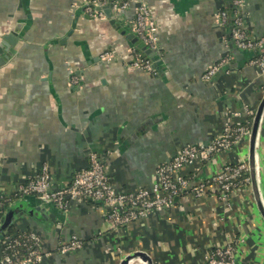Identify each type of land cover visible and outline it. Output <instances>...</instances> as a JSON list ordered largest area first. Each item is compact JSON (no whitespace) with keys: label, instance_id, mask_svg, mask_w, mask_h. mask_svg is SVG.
Wrapping results in <instances>:
<instances>
[{"label":"crops","instance_id":"obj_1","mask_svg":"<svg viewBox=\"0 0 264 264\" xmlns=\"http://www.w3.org/2000/svg\"><path fill=\"white\" fill-rule=\"evenodd\" d=\"M225 1L148 0L158 37L152 71L130 65V48L143 47L132 31L134 4L112 24L110 18L87 15L82 0H0V38L16 37L0 53L5 57L0 65V194L13 197L2 216L11 206H22L9 229L37 233L41 248L51 252L40 264H118V247L122 254L143 251L153 264H200L209 246L230 242L236 264H264V223L250 181L227 203L212 192L197 198L178 195L171 208L122 227L105 216L104 206L84 198L59 208L35 195L14 196L42 163L53 186L67 184L92 151L100 155L114 188L149 186L157 166L179 148L207 144L218 135L226 107L238 109L246 102L255 109L262 78L249 64L252 52L222 38L226 29L217 15ZM240 13L249 35L264 34V0H243ZM104 51L115 57L101 60ZM226 53L234 54L230 71L202 80L206 68ZM247 154L245 139L198 170L188 165L182 173L197 182L224 163L247 161ZM257 161L264 199V111ZM72 235L82 247L57 252Z\"/></svg>","mask_w":264,"mask_h":264},{"label":"built area","instance_id":"obj_2","mask_svg":"<svg viewBox=\"0 0 264 264\" xmlns=\"http://www.w3.org/2000/svg\"><path fill=\"white\" fill-rule=\"evenodd\" d=\"M228 6L219 11L217 19L226 29L222 38L237 50L251 51L249 64L257 70L262 78V94L264 93V34L252 37L247 32L246 22L240 13L243 0H226ZM130 4L135 5V15L132 24L133 34L143 45L142 48H130L132 61L130 65L145 70L155 71L153 56L157 48V27L152 17L148 0H82V8L89 16L108 18L103 9L110 6V18L115 19L119 12ZM144 49L153 53L146 54ZM115 57L111 51L99 55L103 61ZM234 54L226 53L202 73L204 81L212 80L218 72L230 71ZM72 78V83H76ZM254 109L243 103L238 109L226 107L223 110L224 122L221 131L209 143L186 144L179 148L167 161L157 166L154 180L149 186L134 190H118L112 185L100 155L97 152L88 154L87 165L74 172L70 181L63 186H53L52 176L46 163H42L37 172L29 179L20 183L15 195H35L45 203L64 208L69 200L84 198L94 205L105 207V216L115 227L145 218L150 212L162 208H171L175 196L191 195L199 197L205 193L216 194L220 203H227L231 194L249 183L248 163L239 160L222 164L216 171L197 182L183 175L185 166H194L198 170L202 163L208 162L214 155L225 152L247 139L250 134V116ZM12 196L0 194V220L6 204ZM228 205V204H227ZM82 241L75 235L57 246V252L65 254L82 247ZM117 250L122 254L120 248ZM51 252L43 250L40 238L32 230L9 232L0 238V264H40ZM138 260V259H137ZM140 261V260H139ZM141 264L142 261H140ZM235 243L212 245L207 248L200 264H236Z\"/></svg>","mask_w":264,"mask_h":264},{"label":"water","instance_id":"obj_3","mask_svg":"<svg viewBox=\"0 0 264 264\" xmlns=\"http://www.w3.org/2000/svg\"><path fill=\"white\" fill-rule=\"evenodd\" d=\"M104 13L108 18H110V6H105L102 8ZM110 22L114 24V19L110 18ZM123 34H126L128 38H132L133 34L124 31ZM133 41H136V38H132ZM16 41V37L12 35H4L0 38V53H2V45L5 47L9 44L14 45ZM13 52V49L10 50V53ZM144 52L150 56L153 55L151 51L148 49H144ZM5 57H0V65L4 62ZM264 111V93L260 97V100L254 109L253 117L251 120V128L250 134L248 136V154H247V163H248V174L250 179L251 190L254 196L256 208L260 214V217L264 223V199L261 195L260 188H259V171H258V161H257V145H258V138H259V128L260 122L262 118V114ZM43 201L41 198H39ZM17 205L11 206L8 208L6 213L2 216L0 221V238L2 235L9 229L12 222L15 220L16 217L20 216L19 211L21 210L22 206L16 207ZM138 259L142 261L143 264H153L150 256L139 250L126 252L124 253L119 260L118 264H129L131 260Z\"/></svg>","mask_w":264,"mask_h":264},{"label":"trees","instance_id":"obj_4","mask_svg":"<svg viewBox=\"0 0 264 264\" xmlns=\"http://www.w3.org/2000/svg\"><path fill=\"white\" fill-rule=\"evenodd\" d=\"M225 6H228V5L226 4ZM251 117H253V115H252V116H250V120H251ZM246 176H249V175H248V173H247V175H246ZM12 231H13V227L9 229V232H12ZM124 253H125V252H124Z\"/></svg>","mask_w":264,"mask_h":264},{"label":"rangeland","instance_id":"obj_5","mask_svg":"<svg viewBox=\"0 0 264 264\" xmlns=\"http://www.w3.org/2000/svg\"><path fill=\"white\" fill-rule=\"evenodd\" d=\"M245 139H243V141H244ZM247 141H248V138H247ZM258 220V219H257ZM260 220V219H259Z\"/></svg>","mask_w":264,"mask_h":264}]
</instances>
